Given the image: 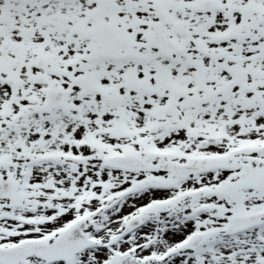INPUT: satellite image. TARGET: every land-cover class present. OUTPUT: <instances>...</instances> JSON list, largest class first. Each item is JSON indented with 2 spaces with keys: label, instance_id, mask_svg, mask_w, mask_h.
Listing matches in <instances>:
<instances>
[{
  "label": "snow or ice",
  "instance_id": "snow-or-ice-1",
  "mask_svg": "<svg viewBox=\"0 0 264 264\" xmlns=\"http://www.w3.org/2000/svg\"><path fill=\"white\" fill-rule=\"evenodd\" d=\"M0 264H264V0H0Z\"/></svg>",
  "mask_w": 264,
  "mask_h": 264
}]
</instances>
